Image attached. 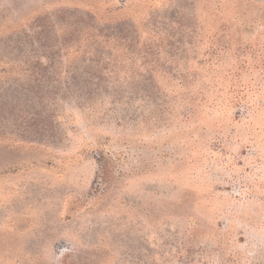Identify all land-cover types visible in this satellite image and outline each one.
<instances>
[{
	"label": "rangeland",
	"instance_id": "rangeland-1",
	"mask_svg": "<svg viewBox=\"0 0 264 264\" xmlns=\"http://www.w3.org/2000/svg\"><path fill=\"white\" fill-rule=\"evenodd\" d=\"M0 106V264H264V0H0Z\"/></svg>",
	"mask_w": 264,
	"mask_h": 264
},
{
	"label": "trees",
	"instance_id": "trees-1",
	"mask_svg": "<svg viewBox=\"0 0 264 264\" xmlns=\"http://www.w3.org/2000/svg\"><path fill=\"white\" fill-rule=\"evenodd\" d=\"M122 37H123V38L125 37V39H126V35H125V36L123 35ZM118 41H120V40H118ZM130 42H131V41H130ZM121 43H122V42L120 41V44H121ZM127 45H131V43H127ZM1 107H2V106H0V109H1Z\"/></svg>",
	"mask_w": 264,
	"mask_h": 264
}]
</instances>
